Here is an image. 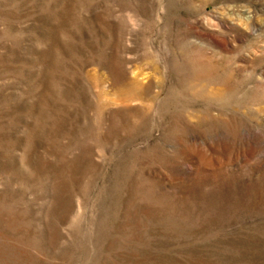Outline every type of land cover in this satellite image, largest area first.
Returning <instances> with one entry per match:
<instances>
[{"label":"rangeland","instance_id":"obj_1","mask_svg":"<svg viewBox=\"0 0 264 264\" xmlns=\"http://www.w3.org/2000/svg\"><path fill=\"white\" fill-rule=\"evenodd\" d=\"M0 264H264V0H0Z\"/></svg>","mask_w":264,"mask_h":264}]
</instances>
